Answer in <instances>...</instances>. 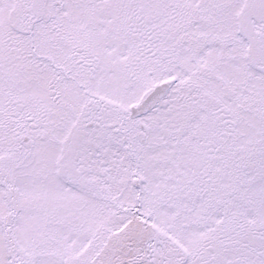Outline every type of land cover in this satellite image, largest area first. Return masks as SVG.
I'll list each match as a JSON object with an SVG mask.
<instances>
[{"label":"snow or ice","instance_id":"6c2138e0","mask_svg":"<svg viewBox=\"0 0 264 264\" xmlns=\"http://www.w3.org/2000/svg\"><path fill=\"white\" fill-rule=\"evenodd\" d=\"M0 264H264V0H0Z\"/></svg>","mask_w":264,"mask_h":264}]
</instances>
